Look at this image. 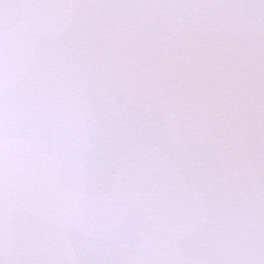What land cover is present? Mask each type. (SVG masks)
Segmentation results:
<instances>
[{"label":"snow or ice","instance_id":"obj_1","mask_svg":"<svg viewBox=\"0 0 264 264\" xmlns=\"http://www.w3.org/2000/svg\"><path fill=\"white\" fill-rule=\"evenodd\" d=\"M0 264H264V0H0Z\"/></svg>","mask_w":264,"mask_h":264}]
</instances>
